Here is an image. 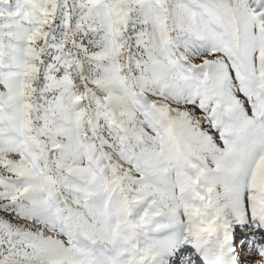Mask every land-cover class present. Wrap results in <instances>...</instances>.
<instances>
[{"label": "snow or ice", "instance_id": "snow-or-ice-1", "mask_svg": "<svg viewBox=\"0 0 264 264\" xmlns=\"http://www.w3.org/2000/svg\"><path fill=\"white\" fill-rule=\"evenodd\" d=\"M0 264H264V0H0Z\"/></svg>", "mask_w": 264, "mask_h": 264}]
</instances>
